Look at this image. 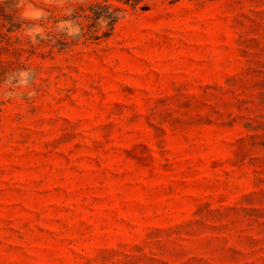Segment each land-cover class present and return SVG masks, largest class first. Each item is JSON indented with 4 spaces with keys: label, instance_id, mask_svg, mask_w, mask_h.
<instances>
[{
    "label": "rangeland",
    "instance_id": "obj_1",
    "mask_svg": "<svg viewBox=\"0 0 264 264\" xmlns=\"http://www.w3.org/2000/svg\"><path fill=\"white\" fill-rule=\"evenodd\" d=\"M96 3L0 0V264H264V0Z\"/></svg>",
    "mask_w": 264,
    "mask_h": 264
},
{
    "label": "trees",
    "instance_id": "obj_2",
    "mask_svg": "<svg viewBox=\"0 0 264 264\" xmlns=\"http://www.w3.org/2000/svg\"><path fill=\"white\" fill-rule=\"evenodd\" d=\"M109 1H114L122 5L129 6L131 9H139L141 11H146L149 9L150 2L153 0H103V4L96 3L94 5L88 6L86 9H83V17L85 20L90 22L89 27L96 22V20L102 19L107 22L109 27V32L112 31L114 25L116 24L118 18L116 13L120 11L118 7H112ZM112 11L109 12V10ZM85 35L94 37L92 31H88ZM109 33H103L101 36L106 37ZM100 38V36L98 37Z\"/></svg>",
    "mask_w": 264,
    "mask_h": 264
}]
</instances>
